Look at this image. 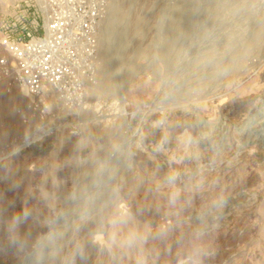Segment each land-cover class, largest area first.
Masks as SVG:
<instances>
[{
  "label": "rangeland",
  "instance_id": "1",
  "mask_svg": "<svg viewBox=\"0 0 264 264\" xmlns=\"http://www.w3.org/2000/svg\"><path fill=\"white\" fill-rule=\"evenodd\" d=\"M43 7L38 14L37 0H0V60L9 56L3 34L43 36L59 12L71 24L96 11V62L66 88L37 95L17 83L12 61L0 67V264H36L32 243L47 231L50 205L62 203L86 170L78 162L116 134L128 138L133 156L111 212L130 213L124 231L148 238L122 248L110 230L90 224L75 264H188L193 240L204 247L201 264H264V0H75L68 8L47 0ZM165 91L179 106L162 126L153 127L159 115L141 122L134 106ZM75 129L103 140L81 148ZM221 195L217 209L212 201ZM21 208L32 212L20 228L27 243L11 247L8 225Z\"/></svg>",
  "mask_w": 264,
  "mask_h": 264
},
{
  "label": "clouds",
  "instance_id": "2",
  "mask_svg": "<svg viewBox=\"0 0 264 264\" xmlns=\"http://www.w3.org/2000/svg\"><path fill=\"white\" fill-rule=\"evenodd\" d=\"M175 93L165 91L158 99L148 103H137L135 114L140 116L141 122L149 115H159L160 118L154 121L153 127L165 124L166 114L178 107ZM74 135L80 136L79 145L81 148H88L93 141H100L87 129H75ZM167 141L165 136L161 144L156 147L160 151L163 143ZM187 144H194L191 138L185 141ZM138 146V145H137ZM133 156L132 146L127 137L116 134V138L103 143L87 159H82L77 166H86L82 176L75 178L67 197L62 203L52 204L49 207V215L45 221L47 231L40 234L32 243V254L36 264H50L62 256L63 264H75L76 257L83 258L84 252L80 244V234L86 226L98 224L100 228L110 230L112 243H119L122 248H131L147 240V233H140L134 230L124 231L132 220L131 214H112V204L122 188L123 173L131 169ZM179 173L173 172L165 178V183L172 185ZM6 179V178H0ZM18 184L10 186L15 190ZM177 198V193L172 194V202ZM223 196L212 201V205L219 209L223 207ZM32 212L21 208L11 217L8 231L9 245L11 247L23 248L26 240L20 235V228L31 218ZM205 213H201L203 221ZM196 237L203 235V228L195 230ZM188 264H201L200 257L204 254V247L198 240L191 241ZM185 264V262H182Z\"/></svg>",
  "mask_w": 264,
  "mask_h": 264
},
{
  "label": "built area",
  "instance_id": "3",
  "mask_svg": "<svg viewBox=\"0 0 264 264\" xmlns=\"http://www.w3.org/2000/svg\"><path fill=\"white\" fill-rule=\"evenodd\" d=\"M46 2L37 0L36 13L45 12ZM58 3L68 8L75 0H58ZM101 19L99 12L93 11L87 19L80 14L69 24L70 17L59 12L46 20L43 36L28 33L26 38L19 39L3 34L2 45L12 59L17 83L29 94L37 95L47 88H66L69 81L80 80L85 70L92 73ZM79 29L81 32H77ZM4 66L7 61L1 59L0 67Z\"/></svg>",
  "mask_w": 264,
  "mask_h": 264
},
{
  "label": "bare ground",
  "instance_id": "4",
  "mask_svg": "<svg viewBox=\"0 0 264 264\" xmlns=\"http://www.w3.org/2000/svg\"><path fill=\"white\" fill-rule=\"evenodd\" d=\"M117 14V13H116ZM115 17V16H114ZM120 17V16H119ZM115 21V20H114ZM116 23V22H115ZM114 24V23H113ZM140 27V26H139ZM140 31V30H139ZM105 34V33H104ZM136 34V33H135ZM119 36V35H118ZM104 38H105V36H103ZM110 37V36H109ZM120 38V37H119ZM116 39V38H115ZM117 40V39H116ZM111 41H112V39H111ZM120 41V40H119ZM106 42V41H105ZM121 42V41H120ZM117 44V43H116ZM121 44H122V42H121ZM105 50V49H104ZM104 54V53H103ZM6 59H7V61L9 60V62L10 61H12V59L8 56V55H6ZM7 64H8V62H7ZM10 69H11V72H12V74L14 73V70L11 68V66H10ZM102 71V70H101ZM106 78V77H105ZM22 87V86H21ZM23 88V87H22ZM24 89V88H23ZM52 90V89H51ZM24 91H26L25 89H24ZM27 92V91H26ZM49 97V96H48ZM242 103V102H241ZM241 103L240 102H236L235 104L239 107L240 105H241ZM247 106V105H246ZM242 107V106H241ZM225 108V107H224ZM227 108H229V106L227 107ZM245 111V110H244ZM205 133V132H204ZM205 135H206V139H205V141L207 140V141H211L213 138H215V135H214V133L213 132H211V131H208V132H206L205 133ZM207 143V142H206Z\"/></svg>",
  "mask_w": 264,
  "mask_h": 264
}]
</instances>
